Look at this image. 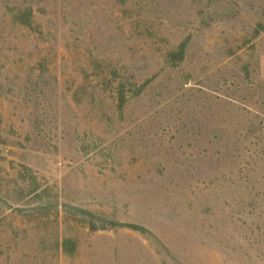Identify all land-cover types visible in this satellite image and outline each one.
Wrapping results in <instances>:
<instances>
[{
	"label": "rangeland",
	"instance_id": "374dc122",
	"mask_svg": "<svg viewBox=\"0 0 264 264\" xmlns=\"http://www.w3.org/2000/svg\"><path fill=\"white\" fill-rule=\"evenodd\" d=\"M0 264H264V0H0Z\"/></svg>",
	"mask_w": 264,
	"mask_h": 264
}]
</instances>
